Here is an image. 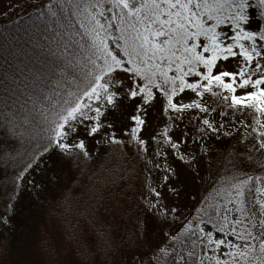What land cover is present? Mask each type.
Returning a JSON list of instances; mask_svg holds the SVG:
<instances>
[{
  "label": "snow or ice",
  "instance_id": "6c2138e0",
  "mask_svg": "<svg viewBox=\"0 0 264 264\" xmlns=\"http://www.w3.org/2000/svg\"><path fill=\"white\" fill-rule=\"evenodd\" d=\"M47 8L63 29L58 43L68 41L61 53L68 65L77 37L81 48L88 46L92 70L13 174L5 212L13 213L21 189L38 199L60 182L58 169L81 170L92 158L86 140L100 134L97 146L128 143L140 158L151 150L163 173L135 225L154 264H264V171L237 176L227 167L241 158L233 139L264 154V0H53ZM121 108L128 121L122 128L108 119ZM0 114V161H11L28 119ZM213 150L221 160L212 202L197 201L195 215L185 214L181 198L211 170ZM178 221L175 232L165 231ZM0 222L11 226L7 215ZM157 234L173 246L156 243Z\"/></svg>",
  "mask_w": 264,
  "mask_h": 264
},
{
  "label": "trees",
  "instance_id": "16d2710c",
  "mask_svg": "<svg viewBox=\"0 0 264 264\" xmlns=\"http://www.w3.org/2000/svg\"><path fill=\"white\" fill-rule=\"evenodd\" d=\"M52 2L38 0L29 4L23 14L0 20V109L9 114L27 115L28 119L21 128L24 139L15 147L19 155L14 153V160L0 161V217L7 215L9 219L13 213H6L5 209L13 174L27 160V154L37 146V141L46 136L49 124L56 119V112L62 109L64 101L72 99L69 93L75 92L78 86L82 88L92 70L87 63L88 46L81 48L76 43L77 37L71 38L69 44L73 54L71 66L61 54L63 44L68 41L58 43L57 32L63 34V29L49 15L47 5ZM34 73L40 74L38 80ZM31 97L36 98L35 103ZM2 119L4 116L0 114ZM243 119L251 121L250 116ZM26 128L29 130L25 131ZM230 143L241 157L235 159L234 166L232 163L227 165L231 173L240 176L264 171V154L250 153L235 139ZM91 155L90 160L82 162L81 170H77L71 188L60 199L57 209L52 210L51 216L62 237L83 264H132L133 260L154 264L155 253L148 247L139 246L135 227L143 208L145 186L151 176L153 163H148L151 158H140L136 149L129 151L125 145L114 144L99 156ZM249 155L251 159L247 158ZM210 159L213 162L211 170L201 173L203 179L198 182V198L185 214L195 215L199 207L197 201L212 202L219 179L216 169L221 158L213 150ZM179 227L178 221L167 231L175 232ZM163 237H156V243L173 246ZM11 248L8 228L0 222V264H7Z\"/></svg>",
  "mask_w": 264,
  "mask_h": 264
},
{
  "label": "rangeland",
  "instance_id": "374dc122",
  "mask_svg": "<svg viewBox=\"0 0 264 264\" xmlns=\"http://www.w3.org/2000/svg\"><path fill=\"white\" fill-rule=\"evenodd\" d=\"M37 1L0 0V13L8 11L12 5H18L20 7L15 12L10 13L9 16L20 15L25 12L29 4ZM7 18L0 15V20ZM108 119L121 128L128 123L126 112L123 108L110 113ZM150 122L153 127L158 124L155 110H153V114L150 116ZM116 137L121 140H127L119 131L116 132ZM97 139H101L100 134L95 138H88L86 145L90 153L99 156L112 144L101 142L97 146L95 143ZM2 143L3 140L0 138V144ZM125 146L129 151H132L133 148L135 149L134 145L128 143H125ZM12 147L15 148L16 145H12ZM148 157L152 159L153 166L150 171L151 176L145 186V196L149 195V188L159 185L163 176V173L154 167L156 160L152 156L151 150ZM169 159L171 160V157ZM77 173L78 171L75 170L72 174H65L62 169H58L55 175L60 176V182L50 185L46 191L37 193L38 199L34 198L32 193L21 189L15 210L10 218L11 226H7L10 238L12 239V248L11 252H9L7 264H83L77 259L67 240L62 237L58 224L51 216L52 210L57 209L60 199L71 188V183L75 180ZM0 177H2L1 167ZM198 182L199 180L195 186H190L181 198L180 202L184 206L185 211L191 208L198 198ZM157 237L162 238L163 236L158 234Z\"/></svg>",
  "mask_w": 264,
  "mask_h": 264
}]
</instances>
